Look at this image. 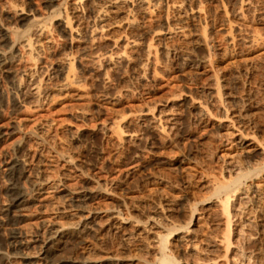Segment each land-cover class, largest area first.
<instances>
[{"label": "rangeland", "instance_id": "1", "mask_svg": "<svg viewBox=\"0 0 264 264\" xmlns=\"http://www.w3.org/2000/svg\"><path fill=\"white\" fill-rule=\"evenodd\" d=\"M73 1L0 0V8L23 5L36 16L31 22L20 21L24 14L9 20L0 15V23L21 31L46 24L53 36L51 47L36 61L48 94L39 102L30 95L29 84L16 95L5 71L8 66L20 71L31 61L15 58L0 68V264H82L85 256L93 264L118 256L126 263L150 264L154 252L146 256L138 237L125 242L122 236L140 224L150 231L147 215L167 201L173 207L167 218L175 226L185 225L196 207L188 229L202 241L198 245L210 237L219 240L226 217L210 189L238 169L264 164V19L258 16L264 0H252L253 7L241 14L235 13L239 0H160L153 11L136 15V31L124 24L111 27L101 43L116 51L142 35L141 54H135L140 59L120 60L107 74L88 69L81 86L58 91L54 85L62 78L55 70L70 44L54 25L58 11L70 12ZM92 1L98 0L77 3L80 15ZM177 25L184 26L185 35L164 38L167 28ZM78 42L71 44L74 50ZM148 43L155 72L149 70L146 80H139L135 71ZM164 46L174 51L169 54ZM149 105L155 109L146 114ZM157 108L177 112L180 123L174 132H148L144 120L157 115ZM23 158L26 171L20 170L14 182L8 167L22 165ZM36 170L43 186L32 192L26 178ZM253 175L243 179L240 195L229 203L235 216L229 251L220 245L212 264H264V169ZM12 181L27 197L23 206L11 205ZM83 189L91 193L84 207L68 208L65 191ZM91 217L93 230L74 232L78 220ZM50 222L69 224L72 232L56 252L45 255L42 231ZM182 234L171 239L180 263L202 264L187 254L191 244L177 239Z\"/></svg>", "mask_w": 264, "mask_h": 264}, {"label": "bare ground", "instance_id": "2", "mask_svg": "<svg viewBox=\"0 0 264 264\" xmlns=\"http://www.w3.org/2000/svg\"><path fill=\"white\" fill-rule=\"evenodd\" d=\"M78 2H80V0H74L71 3L70 12H68L66 8L62 10V14H61V11H58V15H59L58 19L60 20L57 21L56 25H54L57 28V33L59 34V36H62L64 38L67 37L69 39V44H70V47H69L70 51L65 52L64 50L63 52L64 55L62 53L63 56H62V59L60 60L61 62L57 65V68L55 70L56 74H58V76H61L62 78L60 83L58 82V84L54 85L58 91L65 90L72 85L81 86L82 84L81 81H83V75L88 69H92L93 71L103 70L107 74L109 71L113 70L114 68H117L115 67L116 62H119L120 60H126L127 61L126 63H131L133 60H135L134 59L135 54L136 53H138V55L141 54L139 53V50L143 42L142 35H141L142 38L140 37L138 39V38H135L134 36V38L127 40L125 44L122 46V48L116 51H113L111 49L105 50V48H103L101 43L103 42V40H107L108 31L111 29V27L113 29L114 27H118L120 24H124L126 25L127 28L132 29V30L135 29L136 31V28L139 25L136 20L137 19L136 15L145 14V13L150 12L153 9V7H155L156 4L160 2V0H98L97 2L92 1L85 5L86 9L84 12H82L81 14L82 16L79 14L80 10L77 7ZM252 2H253L252 0H239V7L235 10L236 11L235 13L239 14L240 12L241 14V11H242L241 9L243 8L245 10L251 9V7H253ZM16 6L17 7L10 9V5L9 6L7 4L3 5L0 8V15H2L4 19L8 18L9 20V18H11L12 16L14 17L17 15L24 14L23 15L24 17L22 16V18H19L20 21L30 20L32 22L36 20L35 14L30 13L29 9L28 11L30 14H27V11L23 10L24 8L21 7L23 5H16ZM261 8L262 9H260L258 16L259 18L263 20L264 19V7H261ZM177 15H180V13H178ZM80 18L85 20L84 25ZM183 30H184L183 25L171 26L167 28V30L163 33V36L164 38H168V39L174 35L179 36L181 38L185 35L183 34L184 32ZM230 39L231 41H233L234 37H231ZM73 41H77V42L79 41L78 43H80L78 46L76 45L77 46V48L75 49L76 52L73 46H71ZM168 41H170V39ZM52 43H53V36L51 34V29L46 24H38L32 28H27L21 31V30H17V28H14V26H10V25L5 26V24L0 23V68L11 63L15 58L20 59L24 56L26 57L27 61H31L32 63L31 66L27 64L29 67L28 66L24 67V69L21 68L20 71L15 70V69L10 70L8 69L10 68L9 66L5 70V71H8V73L11 75L12 84L15 87L16 95L20 96L21 94L24 93L26 84L30 85V89H29L31 91L30 95H32V97L35 99V102H39L40 99L45 98L48 95L47 88L42 83V77H40V74H39L40 68L37 67L36 61H37L38 56H40V53H42L45 49L48 50L51 47ZM169 45H168V48H170ZM151 47H152V44L148 43V45L146 46V49L144 50V54H143L144 59H142L141 57V60H143L142 63L140 62L141 66H139L138 70L135 71L136 72L135 76L136 78L138 77L139 80L143 78L144 80H146L147 76L145 78V75L147 74L149 70L150 71L152 70L153 72H155V62H154L155 57H154L153 51H151ZM168 48H166V50L169 53L170 50ZM77 52L78 54L76 55L75 53ZM168 53H167V56H168ZM137 57L138 59H140L139 56ZM145 87H146V83H145ZM154 109H155L154 105L153 106L149 105L145 109L147 111L145 113L147 114L149 112H153ZM199 109L203 111L201 107ZM141 112H144V110H142ZM203 112H206V110H204ZM147 119L144 121H148L147 123L151 124V126L149 124L146 125V127L149 126L147 128L148 132L150 129H151L150 131L152 130L155 131L157 128H159L161 131H163V133L166 132L169 134V133L174 132V130L176 129V126L178 125V123H180L177 112H174L172 110H165L163 108L162 109L157 108V115H151L150 118L148 117ZM172 136H174V134ZM23 157H25V154L23 155ZM25 158L22 159V165L19 164L20 162L19 163L13 162L8 167V175L10 176L11 179L14 180V182L17 178H19L18 174L20 170L26 171L25 165H27V163H26ZM69 160L70 159H68V161ZM261 169H264V164H262V166L260 167L259 166L257 168L255 167V169L253 170H247V171L243 170L244 172L240 171L241 169L240 170L238 169L234 172L235 175L233 177H230V179L228 178L229 180L227 182L223 181L222 183V182L217 181L218 183H215L210 189L211 196L215 197L216 199L215 201H217L222 208L221 209L222 215H225L226 217V220H225L226 229H225L224 234L221 236L219 240H215L210 237L213 240H211L210 238L205 239L203 240L202 245H198L199 242H202V241L200 240L198 241L195 238L193 239V236L191 235V232H189V229H188V225H190V223L192 222L194 213L196 212V207L194 208L192 207V209H190L187 221H185L186 223H184L185 225L175 226L172 224V221H170L167 218L169 216L168 213H170L173 208L172 205L169 204L167 200H166L167 203H164V204H162L163 202H159L157 205L158 209L153 210V212L147 215L146 219H148L149 221V224H150L149 228L151 229L150 231L146 230L140 224V226L136 227L133 231H130V232L127 231L125 234H123L122 240L127 242V241H130L131 239H137L136 237H138V241H139L138 248L140 247L139 250L141 249L142 251H144L145 254L154 252V255L157 256L156 259L154 258L155 261L154 260L153 261L150 260L151 262L149 261L150 264H181L180 258L176 255L177 252H175V249H174L175 247L171 239L175 235H179L180 233H183L182 235L178 236L177 239L178 240L185 239V242L186 241L190 242L191 245L190 246L188 245L189 247L187 248V254L191 257H195L202 264H212V262H214L216 259L214 258L215 256L214 254L212 255V253H214L220 245L223 244L224 252L227 253V251H229L228 250L230 247L229 236H230V231H231V226H232L231 218L235 217L230 212L231 206H229V203L230 201H232L231 199L233 197L236 198L237 196L240 195L241 192L239 191L241 187L244 185L243 179L247 177L249 178L250 176H254L253 174H256L257 176V173L260 172ZM26 182L32 192L33 191L38 192L40 189H42V186H43L41 172L36 170L34 173L27 175ZM12 183L13 181L11 182L12 186L9 189L12 193L11 205L14 207L23 206L27 201L26 199L27 197H25V195L21 191L18 190L17 183H13V184ZM65 192L66 193L64 194L67 197L66 206L68 208L81 209L82 207H84L86 201L91 198V193L84 189L81 191L68 190ZM117 215L118 216L120 215L119 210L117 212ZM94 224L95 223L93 222V218L87 221H84V219L82 221L78 220V223L76 224L77 226L74 232H76L77 234L86 233L87 231L94 229L93 228ZM137 224L139 225V223ZM68 225L65 223L59 224L57 222H50L44 227L42 231V236H43V244H44L43 253L45 255H51L54 252H56L59 246L63 243L64 239L69 234H71L72 231ZM180 229H185V230L182 231ZM192 231H197V230L192 229ZM141 255L139 254L140 259L142 258ZM136 256H137V259H139L138 255H135L134 257L136 258ZM93 263H94L93 260L88 256H85L82 260V264H93ZM106 263L107 264H132L129 262L126 263L119 256L118 257H107ZM197 264H200V263H197Z\"/></svg>", "mask_w": 264, "mask_h": 264}]
</instances>
